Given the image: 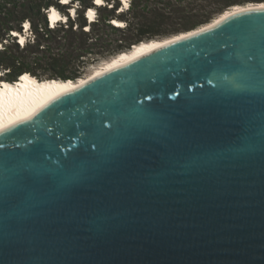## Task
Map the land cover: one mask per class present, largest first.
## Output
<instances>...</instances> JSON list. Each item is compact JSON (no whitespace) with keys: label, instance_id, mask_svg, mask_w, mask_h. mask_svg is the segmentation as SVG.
<instances>
[{"label":"water","instance_id":"95a60500","mask_svg":"<svg viewBox=\"0 0 264 264\" xmlns=\"http://www.w3.org/2000/svg\"><path fill=\"white\" fill-rule=\"evenodd\" d=\"M0 264H264V9L0 134Z\"/></svg>","mask_w":264,"mask_h":264},{"label":"trees","instance_id":"16d2710c","mask_svg":"<svg viewBox=\"0 0 264 264\" xmlns=\"http://www.w3.org/2000/svg\"><path fill=\"white\" fill-rule=\"evenodd\" d=\"M93 1L0 0V82L15 83L24 74L40 82H76L83 78L87 66L100 57L168 34L195 30L212 19L202 20L196 7L185 0H131L128 9H123L120 0H103L100 6ZM237 4L236 0L225 2L220 13ZM51 8L66 17L65 22L60 20L52 28L48 22ZM88 9L97 12L92 23H87L85 17ZM112 20L124 23V27H114ZM85 27H89L88 31ZM105 30L121 36L115 40L103 37ZM27 31L31 34L26 36ZM19 35L25 38L23 46L18 44Z\"/></svg>","mask_w":264,"mask_h":264},{"label":"bare ground","instance_id":"6f19581e","mask_svg":"<svg viewBox=\"0 0 264 264\" xmlns=\"http://www.w3.org/2000/svg\"><path fill=\"white\" fill-rule=\"evenodd\" d=\"M126 3V0H122ZM103 2V0H102ZM101 3L94 5L100 6ZM126 5V4H124ZM254 9H264V2L260 3H248L246 5H235L231 9L221 13L216 19L211 22L202 25L201 27L180 33L164 39H153L150 41L142 42L135 45L129 51L120 52L117 56L104 62L101 66L95 68V70L87 77L80 78L78 81H43L40 82L29 74H24L19 78L18 82L7 83L5 81L0 82V134L11 130L16 125H19L27 120L34 118L44 108L59 100L61 97L68 93H72L79 88L85 86L91 81L106 75L107 73L121 69L126 65L142 58L151 53L158 51L168 45H171L177 41L184 40L188 37L203 33L211 30L212 28L224 23L236 14L244 13ZM74 13V10H72ZM87 20L93 21L95 11L89 9L87 12ZM60 13L51 8L48 11L49 25L53 27L55 22L64 19ZM71 18V17H70ZM117 27L122 26L120 21L113 20ZM28 25H25L27 28ZM20 43H24L25 38L23 35H19Z\"/></svg>","mask_w":264,"mask_h":264},{"label":"rangeland","instance_id":"374dc122","mask_svg":"<svg viewBox=\"0 0 264 264\" xmlns=\"http://www.w3.org/2000/svg\"><path fill=\"white\" fill-rule=\"evenodd\" d=\"M130 1L128 2L126 1V5H123V9H125V7L127 5H130ZM173 2V0H171ZM187 2L192 3L193 6L196 7L197 10V14L199 15V17L203 20L205 18L211 17L212 19L210 20V22L214 19H216L221 13H223L226 10L231 9V7L225 8L223 11L220 10L222 9V6L225 2L229 1V0H185ZM237 1V5H246L248 3H254V2H247V0H236ZM247 2V3H246ZM104 4V1L102 2ZM74 13L72 12V10L70 11V16H73ZM87 20V19H86ZM27 29V28H25ZM165 29L170 30V26H166ZM105 33H103V37H110V39L115 40V39H119L120 38V33L117 35H113L111 33H109V31H104ZM31 34L29 31L25 32L24 35H29ZM174 36V34H168L165 37H160V38H156V39H164V38H168ZM19 44V43H18ZM0 48L1 44H0ZM130 50V49H129ZM129 50H123V51H118L116 52L114 55H105L103 57H100L99 59L93 61L92 63H90L87 68L84 70V75L83 78L89 76L94 70L95 68L101 66L102 64H104V62L110 60L111 58L117 56L118 54H120V52H125V51H129Z\"/></svg>","mask_w":264,"mask_h":264},{"label":"built area","instance_id":"2783aa9c","mask_svg":"<svg viewBox=\"0 0 264 264\" xmlns=\"http://www.w3.org/2000/svg\"><path fill=\"white\" fill-rule=\"evenodd\" d=\"M122 1V0H121ZM127 2L129 1V0H126ZM93 4H95V2L93 1ZM122 4L124 5L125 3L122 1ZM128 7H129V5H127L126 7H125V9H128ZM89 10V9H88ZM87 10V11H88ZM95 11V10H94ZM85 17H86V19H87V14L85 13ZM96 18H97V12L95 11V14H94V18H93V21L92 22H94L95 20H96ZM62 21L63 22H65L66 21V17L64 18V19H62ZM92 22H90L89 20H87V23H92ZM110 23L114 26V27H117V25H115V23H114V21L112 20V21H110ZM122 26H119L118 28H123L124 27V23H120ZM50 26V25H49ZM51 27V26H50ZM52 28V27H51ZM86 31H88V29H89V27H85L84 28ZM133 48V47H132Z\"/></svg>","mask_w":264,"mask_h":264},{"label":"snow or ice","instance_id":"6c2138e0","mask_svg":"<svg viewBox=\"0 0 264 264\" xmlns=\"http://www.w3.org/2000/svg\"><path fill=\"white\" fill-rule=\"evenodd\" d=\"M67 2V0H62V3H66ZM94 2L95 3H97V4H99V3H101L102 2V0H94ZM12 35H18V33H12Z\"/></svg>","mask_w":264,"mask_h":264},{"label":"clouds","instance_id":"9594fccd","mask_svg":"<svg viewBox=\"0 0 264 264\" xmlns=\"http://www.w3.org/2000/svg\"><path fill=\"white\" fill-rule=\"evenodd\" d=\"M121 1V0H120ZM121 3H122V1H121Z\"/></svg>","mask_w":264,"mask_h":264}]
</instances>
